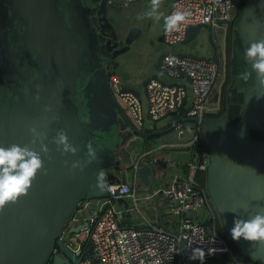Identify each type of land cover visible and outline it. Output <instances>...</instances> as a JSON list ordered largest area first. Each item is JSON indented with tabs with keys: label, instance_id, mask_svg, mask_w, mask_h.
<instances>
[{
	"label": "water",
	"instance_id": "95a60500",
	"mask_svg": "<svg viewBox=\"0 0 264 264\" xmlns=\"http://www.w3.org/2000/svg\"><path fill=\"white\" fill-rule=\"evenodd\" d=\"M111 7L117 6L109 0H0V145H31L29 128L37 126L46 134L44 142L51 156L41 154L47 174L38 173L28 195L0 213V264H49L51 259L52 264H78L80 258L61 235L82 200L110 194L95 185L99 170L107 173L108 184L127 182L121 147L136 137L148 142L176 127L151 132L139 129L113 94L110 77L118 70L119 57L147 30L137 23L125 28L126 20L118 29L109 16ZM222 23L238 31L246 49L250 42L264 39V0H245L237 18ZM206 27L203 23L188 25L182 43L192 42ZM165 36L163 31L160 41ZM210 41L216 46L213 31ZM104 45L109 54L103 51ZM167 55L164 52L158 58L153 78L160 77ZM130 90L141 97L140 90ZM244 92L237 121H229L227 113L185 120L202 122L201 142L209 146V200L239 250L226 261L264 264V245L243 238L236 241L230 234L234 219H248L264 209V138L253 137V132H264V86L256 73L254 84ZM36 95L39 101L33 99ZM46 105L51 111H45ZM59 130L79 148L75 156L56 151L52 140ZM89 142L97 148V159L91 164L85 156ZM32 147L39 151L40 145ZM76 160L84 161L83 171H70ZM156 173L151 156L149 163L138 168L147 189L137 192H154L159 180ZM156 200L159 203V195ZM159 216L158 225L170 231L161 211ZM81 227H71L69 233ZM186 244L185 240V264H192ZM57 246L69 260L55 253Z\"/></svg>",
	"mask_w": 264,
	"mask_h": 264
},
{
	"label": "built area",
	"instance_id": "2783aa9c",
	"mask_svg": "<svg viewBox=\"0 0 264 264\" xmlns=\"http://www.w3.org/2000/svg\"><path fill=\"white\" fill-rule=\"evenodd\" d=\"M133 1L109 0V3L127 6ZM241 2L173 0L167 15L175 10H187L191 16L181 31L166 34L165 42L169 46L182 43L190 24L203 23L214 29L224 20H234ZM180 54L168 52L160 77L149 80L141 97L127 88L118 72L110 77V86L139 129L145 131L148 117L156 122L168 118L165 128L176 124L168 132L172 144L180 147L192 145L198 157L188 163V171L185 165H173L175 170L168 187L140 195L128 182L110 183L112 191L109 195L82 200L65 228L82 226L79 232L71 233L66 242L80 258L78 264H184L185 240L188 256L193 248L204 251L203 264L219 253L235 256L231 244L219 231L216 209L210 203L207 190L197 178V171L206 170L208 164V154H202L199 159L202 122L185 120L189 117L202 119L220 111L221 101L212 102L211 95L221 81V59L216 56L218 62L216 57L202 60ZM159 194L166 197V203L162 208L155 206V209H162L169 227L174 228L166 230L158 225V221H148L147 225L124 223L127 212L143 213L144 207L149 206L151 200L156 201ZM127 197L132 201L118 203L120 198ZM203 220L209 221L208 224ZM190 261L201 264L199 260Z\"/></svg>",
	"mask_w": 264,
	"mask_h": 264
},
{
	"label": "crops",
	"instance_id": "0c3cea01",
	"mask_svg": "<svg viewBox=\"0 0 264 264\" xmlns=\"http://www.w3.org/2000/svg\"><path fill=\"white\" fill-rule=\"evenodd\" d=\"M173 0H163L160 12L166 16L169 12L171 3ZM150 9V0H135L127 6L112 7L109 12L111 20L121 18L127 20L128 27L137 23L144 27L147 32L142 38H140L132 47V49L119 57L120 65L118 67V73L121 75L125 85L128 89H136L144 91L146 85L145 82L153 77L156 73V63L160 55L164 52H178L188 55H198L206 57L218 56L222 63L224 61V54L227 45V35L229 25L222 23L217 28L212 29L206 27L207 33H209V44H205L200 36L204 33V29L200 35L190 43L183 44L180 48H174L169 46L165 41H160L164 31L163 17L159 22H154L149 19L138 20L137 16ZM149 25V26H148ZM148 26V28H147ZM216 32V46L210 41V32ZM155 40V41H154ZM152 44H151V43ZM215 89L211 95L212 102H220L219 95ZM219 91V90H218ZM142 94V93H141ZM148 119L151 124L147 125L145 131L151 132L155 130L165 129V124H159V121H153L150 117ZM193 127L190 128L192 131ZM169 133L152 137L148 142L142 137H136L130 141L127 145L121 147L120 152L122 156L123 168L128 172L127 182L130 183L136 189H147V186L142 183L138 176V168L143 164L150 162L152 156L156 165L157 177L159 180L154 186V190H159L164 187H168L171 183V176L174 172L171 169V165L182 164L185 165V170L188 171V163L197 159V155L192 145L175 146L172 144V140L169 137ZM147 144L150 145L148 149ZM181 162V163H178ZM168 167L167 170H165ZM174 168V167H173ZM140 195H144L147 191L138 192ZM132 198L127 197L122 202L119 200L120 205L131 202ZM166 203V197L163 194H159V203L157 200H151L149 206L144 207V212L140 213L136 210H132L125 215V224L131 225H147L148 221L160 222L159 213L162 210H156V207L162 208ZM155 204V205H154ZM166 222V217L164 216ZM167 223V222H166ZM168 224V223H167ZM170 226V225H169ZM171 228H174L171 226ZM230 254L219 253L217 256L208 259L205 264H248L244 261L239 263L228 262L232 258ZM183 262L185 260L183 257Z\"/></svg>",
	"mask_w": 264,
	"mask_h": 264
},
{
	"label": "clouds",
	"instance_id": "9594fccd",
	"mask_svg": "<svg viewBox=\"0 0 264 264\" xmlns=\"http://www.w3.org/2000/svg\"><path fill=\"white\" fill-rule=\"evenodd\" d=\"M163 0H150V9L140 13L137 16L138 20L149 19L154 22H159L163 17L164 31L166 34H171L181 31L185 26L191 12L187 10H175L171 14L164 16L160 12ZM245 58L251 66V71H246L241 74V79L247 81L252 72H255L260 79V84L264 86V39L254 40L250 42L245 49ZM259 98V96H257ZM39 101L40 96L33 97ZM45 111H51V106L46 105ZM57 118L53 117L55 122ZM32 136L31 145L23 146L11 144L7 147L0 145V213L10 203H16L21 197L27 196L32 188L33 181L38 173L47 174V169L44 167V156L51 159L50 149L46 144V134L39 131L37 126L29 128ZM39 143V151L35 150L32 145ZM52 143L56 145V151L62 155L71 154L75 156L79 148L70 143L69 136L64 130H59L53 138ZM87 163L91 164L97 159V148L92 142L86 144ZM67 165V161L65 162ZM84 161L76 160L70 165V171L80 169L83 171L82 164ZM95 185L101 192L112 191V186L107 183V173L101 168L95 176ZM247 207V205H244ZM234 226L230 230L233 240L239 241L243 238L245 241L254 242L264 245V209L258 210L248 219L236 218L233 221ZM205 253L201 248H193L190 260H199L203 264Z\"/></svg>",
	"mask_w": 264,
	"mask_h": 264
},
{
	"label": "trees",
	"instance_id": "16d2710c",
	"mask_svg": "<svg viewBox=\"0 0 264 264\" xmlns=\"http://www.w3.org/2000/svg\"><path fill=\"white\" fill-rule=\"evenodd\" d=\"M241 1H242L241 8L238 12L237 17L240 15L244 7L245 0H241ZM226 46H227L226 48L228 49V53H229L228 62H227L228 75H227L226 82L224 84L223 97L221 100V109L219 112L209 114V115H222L224 113H227L229 121H237L240 116L241 110L244 107V102H245L244 90L246 87L254 84L255 72H252L251 77L247 81H244L240 78L242 73L246 71H251V66L245 58V49L243 47L239 33L232 26H230L228 29ZM253 137L264 138V132H253ZM199 149L201 152L199 159H202V154L208 153L209 146L201 142ZM197 178L202 182V184L207 190L206 170H201V169L198 170ZM212 206L214 205L212 204ZM215 211L217 214L219 231L231 244L232 249L236 254L237 252H239V250L237 246L235 245V243L231 240V238L228 236V234L224 230L219 214L217 210Z\"/></svg>",
	"mask_w": 264,
	"mask_h": 264
},
{
	"label": "rangeland",
	"instance_id": "374dc122",
	"mask_svg": "<svg viewBox=\"0 0 264 264\" xmlns=\"http://www.w3.org/2000/svg\"><path fill=\"white\" fill-rule=\"evenodd\" d=\"M128 24V23H127ZM128 26L126 25L125 28H127ZM207 29H204V33L202 34V36H200V39L203 40V42H205V44H209V33H207L206 31ZM214 32V31H213ZM202 33V32H201ZM214 34L216 35V32H214ZM182 46V43L180 44H177V45H173L171 47H174V48H180ZM227 47V46H226ZM228 49L226 48L225 50V54H224V61L221 63V68H222V75H221V81H220V84L218 86V90H217V93L219 95V100L221 101L222 100V97H223V91H224V84L226 82V79H227V75H228ZM142 93V96L144 95V91H141ZM169 121L168 118L166 119H162L159 121V124H164V123H167ZM151 124V121L149 119H146V125H149ZM171 169H173V165H171ZM128 213V212H127ZM127 215V214H126Z\"/></svg>",
	"mask_w": 264,
	"mask_h": 264
},
{
	"label": "flooded vegetation",
	"instance_id": "af4514ba",
	"mask_svg": "<svg viewBox=\"0 0 264 264\" xmlns=\"http://www.w3.org/2000/svg\"><path fill=\"white\" fill-rule=\"evenodd\" d=\"M97 1V0H96ZM118 7V6H117ZM112 8V7H111ZM124 19H122L121 20V18H117V19H115V20H112V22L115 24V26L119 29L120 28V26H119V24L123 21ZM127 21V20H126ZM128 22V21H127ZM149 26V25H148ZM148 26H147V28H148ZM214 33V32H213ZM215 36V35H214ZM123 44H121L120 46H122ZM104 49H103V51L105 52V54H109L107 51H106V48H105V45H104V47H103ZM117 72H118V70H117ZM120 155H121V152H120ZM70 235H71V233H69V230H67V229H64V231H63V233H62V235H61V237H62V239L65 241V242H67L68 241V239H69V237H70ZM55 253H59L60 255H62L66 260H69L68 259V257L65 255V253H64V251L61 249V247L60 246H57L56 247V251H55ZM53 263V260L51 259L50 260V262H49V264H52ZM64 264H66V263H64Z\"/></svg>",
	"mask_w": 264,
	"mask_h": 264
},
{
	"label": "bare ground",
	"instance_id": "6f19581e",
	"mask_svg": "<svg viewBox=\"0 0 264 264\" xmlns=\"http://www.w3.org/2000/svg\"><path fill=\"white\" fill-rule=\"evenodd\" d=\"M155 41V40H154ZM151 43V42H150ZM152 44V43H151Z\"/></svg>",
	"mask_w": 264,
	"mask_h": 264
}]
</instances>
